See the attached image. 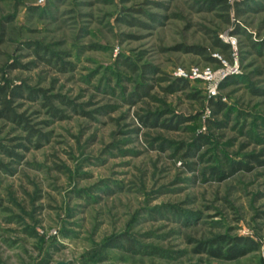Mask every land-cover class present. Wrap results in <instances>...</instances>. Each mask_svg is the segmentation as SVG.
Wrapping results in <instances>:
<instances>
[{"label": "rangeland", "instance_id": "rangeland-1", "mask_svg": "<svg viewBox=\"0 0 264 264\" xmlns=\"http://www.w3.org/2000/svg\"><path fill=\"white\" fill-rule=\"evenodd\" d=\"M1 90L0 264H264V0H0Z\"/></svg>", "mask_w": 264, "mask_h": 264}, {"label": "trees", "instance_id": "trees-1", "mask_svg": "<svg viewBox=\"0 0 264 264\" xmlns=\"http://www.w3.org/2000/svg\"><path fill=\"white\" fill-rule=\"evenodd\" d=\"M224 7L225 10L228 9V7L226 6V2L224 1V4L221 6ZM213 45L215 48H217L220 53H225L228 49H229V45L225 44L221 39H219L217 36H215V38L213 39ZM190 49V51H193L196 54L199 55H205L207 54L206 51L203 48L200 47H190L187 48ZM208 60L214 64V65H221V62L219 59H217L216 57H208ZM127 67H129V69L131 71H136V66L134 64L131 63H126L125 64ZM149 71H151V69H149ZM181 83H185L187 80H183V79H179L178 80ZM224 83V82H223ZM148 86L147 85H143L140 87V92L144 95H149L148 92ZM174 89V88H172ZM0 118H4L7 119L9 121H16V119L18 118V115L15 113L14 109L10 107L9 101L6 99L5 97V92L3 90L0 91ZM211 105L214 106V108H216L219 111H222L226 108V104L220 99H216V100H212L211 101ZM152 125H156L159 127H168L169 124L164 125L163 123L159 122V118L156 114L152 115ZM145 120V118H141V121ZM143 123V122H142ZM146 124H148L149 122H145ZM251 169L250 166H248L247 164H244L243 162H235L231 165H229L228 167V172L226 175H232L235 172L239 171V170H244V171H249ZM237 243H235V246L229 248V254L226 257H229V259H234L237 258L239 256H242L244 254H246L249 251H252L254 249H256V243L249 239V238H236ZM218 249V248H217ZM214 250V255L216 257H223L224 254L221 253V250Z\"/></svg>", "mask_w": 264, "mask_h": 264}, {"label": "built area", "instance_id": "built-area-1", "mask_svg": "<svg viewBox=\"0 0 264 264\" xmlns=\"http://www.w3.org/2000/svg\"><path fill=\"white\" fill-rule=\"evenodd\" d=\"M229 40H230L229 41L230 44H232V45L236 44L235 40H233L231 38H229ZM217 73H218V71L217 72L211 71L208 68L204 69V70H199L198 68H193V69H191V71L189 73L190 75H189L185 71H183L182 69L178 68L175 75H177L178 77H182V78H194V77L202 78L206 84L208 96L212 97V96L216 95V88H217L219 80L221 79V77L217 78Z\"/></svg>", "mask_w": 264, "mask_h": 264}]
</instances>
